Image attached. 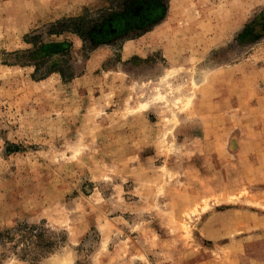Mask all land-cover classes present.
I'll list each match as a JSON object with an SVG mask.
<instances>
[{
  "label": "rangeland",
  "instance_id": "1",
  "mask_svg": "<svg viewBox=\"0 0 264 264\" xmlns=\"http://www.w3.org/2000/svg\"><path fill=\"white\" fill-rule=\"evenodd\" d=\"M106 2L0 0V264H264V0H168L87 52L47 34ZM54 45L71 80L36 78Z\"/></svg>",
  "mask_w": 264,
  "mask_h": 264
},
{
  "label": "trees",
  "instance_id": "2",
  "mask_svg": "<svg viewBox=\"0 0 264 264\" xmlns=\"http://www.w3.org/2000/svg\"><path fill=\"white\" fill-rule=\"evenodd\" d=\"M106 1L107 4L103 8L95 11L86 10L82 15L63 18L54 22L48 28L47 34L59 36L63 33H71L81 40L83 52L92 51L101 43L134 39L150 31L152 25L162 13L161 6L168 0ZM40 39L41 36L36 35L33 42ZM39 45L42 46V44ZM51 56H55L56 60L54 61ZM51 59L55 64L43 70L44 64L51 61ZM72 62V53L68 47L54 45L47 60L33 64L34 73L39 80L46 78L51 73H58L63 81H68L75 76ZM24 228L28 229L18 225L14 230L21 234V241L18 242L20 244L26 239L27 232H23ZM11 232L0 233V241L8 239V234ZM32 237L39 239L40 244L37 246L38 251L41 253L38 254L39 257L48 255L53 251L54 244L44 243L41 240L42 235L37 230ZM25 243L28 244L27 240H25Z\"/></svg>",
  "mask_w": 264,
  "mask_h": 264
}]
</instances>
